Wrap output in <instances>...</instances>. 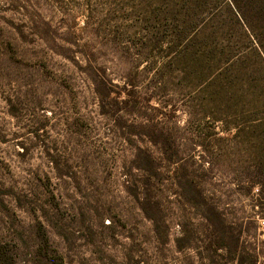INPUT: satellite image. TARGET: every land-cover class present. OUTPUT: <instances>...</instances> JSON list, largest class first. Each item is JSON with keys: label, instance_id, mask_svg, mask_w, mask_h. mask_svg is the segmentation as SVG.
<instances>
[{"label": "rangeland", "instance_id": "obj_1", "mask_svg": "<svg viewBox=\"0 0 264 264\" xmlns=\"http://www.w3.org/2000/svg\"><path fill=\"white\" fill-rule=\"evenodd\" d=\"M190 5L0 0V242L18 264H230L206 249L180 174L264 264L245 145L232 116L215 119L247 104L212 77L197 84L211 63L178 41ZM145 196L165 242L140 207Z\"/></svg>", "mask_w": 264, "mask_h": 264}, {"label": "trees", "instance_id": "obj_2", "mask_svg": "<svg viewBox=\"0 0 264 264\" xmlns=\"http://www.w3.org/2000/svg\"><path fill=\"white\" fill-rule=\"evenodd\" d=\"M190 1L191 9L196 10L194 14L184 13L181 26L176 24L179 27L178 41L185 38V49L190 48L188 53L199 62L206 60L211 63L205 65L202 62L199 66L198 85L212 77L209 86L222 84V88H233L225 96L236 93L238 98L245 99L247 108L240 106L238 112L231 110L228 116L225 112L224 116L217 115L215 119L226 121L225 117L232 116L235 137L245 145L246 194L254 189V206L264 209V0ZM210 93L218 95L216 91ZM100 97L101 100L108 98L107 92ZM228 99V107L239 106L238 101ZM106 104L112 106L113 102L109 100ZM178 181L183 201L205 223L206 249L210 256H224L230 264H259L256 254L242 244L240 236L233 232L217 207L205 200L195 183L185 174H180ZM139 204L151 221L157 238L165 242L166 224L159 212L148 203L146 196ZM0 264H18L7 244L1 242Z\"/></svg>", "mask_w": 264, "mask_h": 264}]
</instances>
